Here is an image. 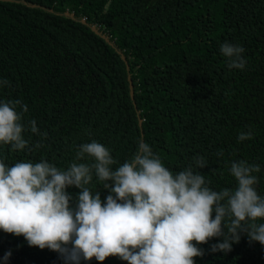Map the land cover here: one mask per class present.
Returning <instances> with one entry per match:
<instances>
[{
	"label": "trees",
	"instance_id": "16d2710c",
	"mask_svg": "<svg viewBox=\"0 0 264 264\" xmlns=\"http://www.w3.org/2000/svg\"><path fill=\"white\" fill-rule=\"evenodd\" d=\"M225 41L245 49L244 69L227 67ZM0 80L10 82L0 101L21 100L23 122L40 130L23 133L32 151L0 145L9 166L44 159L67 169L79 145L95 140L115 169L139 140L174 174L203 156L207 166L193 167L214 191L236 188L231 162L259 165L264 196V0H0ZM249 130L252 138L239 141ZM89 187L102 201L110 194L95 176ZM66 191L75 198L80 190ZM222 241L197 245L204 255L195 264H264V245L246 234L230 252H213ZM0 264L64 261L0 230Z\"/></svg>",
	"mask_w": 264,
	"mask_h": 264
},
{
	"label": "clouds",
	"instance_id": "9594fccd",
	"mask_svg": "<svg viewBox=\"0 0 264 264\" xmlns=\"http://www.w3.org/2000/svg\"><path fill=\"white\" fill-rule=\"evenodd\" d=\"M244 51L227 41L220 46L229 69L245 68ZM9 83L0 80V87ZM27 112L19 99L0 101V145H10V151L33 150L23 133L40 130L34 119L23 122ZM251 138V130L238 136L239 141ZM86 158L91 162H77ZM115 164L110 150L95 140L79 145L74 161L63 170L44 159L9 166L0 158V230L59 253L64 264L93 258L103 264L110 256L127 264H195L193 258L204 255L197 245L223 237L211 250L227 253L241 233L264 245V223H257L264 220V196L258 194L253 175L261 171L259 165L231 162L236 188L214 191L194 170V165L207 166L199 154L174 174L148 143L138 140L131 159L113 169ZM94 176L109 190L105 201L89 187ZM73 186L80 190L75 198L66 191Z\"/></svg>",
	"mask_w": 264,
	"mask_h": 264
}]
</instances>
